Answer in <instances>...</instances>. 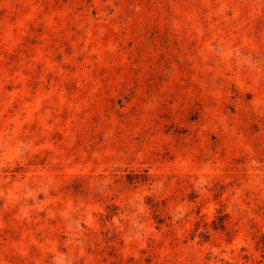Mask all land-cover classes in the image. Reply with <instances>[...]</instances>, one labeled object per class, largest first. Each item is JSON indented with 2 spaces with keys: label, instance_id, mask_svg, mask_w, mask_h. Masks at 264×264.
Instances as JSON below:
<instances>
[{
  "label": "rangeland",
  "instance_id": "374dc122",
  "mask_svg": "<svg viewBox=\"0 0 264 264\" xmlns=\"http://www.w3.org/2000/svg\"><path fill=\"white\" fill-rule=\"evenodd\" d=\"M263 235L264 0H0V264H264Z\"/></svg>",
  "mask_w": 264,
  "mask_h": 264
},
{
  "label": "trees",
  "instance_id": "16d2710c",
  "mask_svg": "<svg viewBox=\"0 0 264 264\" xmlns=\"http://www.w3.org/2000/svg\"><path fill=\"white\" fill-rule=\"evenodd\" d=\"M228 216L229 214L226 213V212H221L220 211V214H219V217L218 219L216 220V227L219 228V227H225L226 224H227V221L226 219H228ZM163 221V220H161ZM264 236V235H263ZM260 243L263 244V247H264V239L260 241Z\"/></svg>",
  "mask_w": 264,
  "mask_h": 264
}]
</instances>
